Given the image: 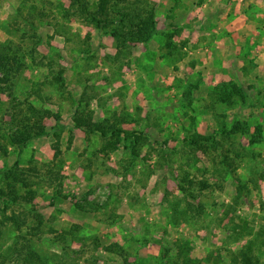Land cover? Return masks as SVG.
<instances>
[{
    "label": "rangeland",
    "instance_id": "obj_1",
    "mask_svg": "<svg viewBox=\"0 0 264 264\" xmlns=\"http://www.w3.org/2000/svg\"><path fill=\"white\" fill-rule=\"evenodd\" d=\"M147 1L157 32L145 43L118 46L109 34L63 16L69 0H0V40L21 35L10 26L31 6L49 12L39 26V51L48 59L22 72L13 97L0 94V141L8 149L0 170L16 161L29 168L36 194L27 207L45 217L43 241L31 242L49 264H232L229 257L264 231V25L256 20L264 0ZM234 16L247 17L244 30L213 32ZM61 68L63 86L53 81ZM37 83L40 96L30 93ZM222 84H235L242 97L233 94V105L218 101L215 87ZM28 98L49 111L42 119L47 133L14 148L2 135L15 129L14 111L23 115L13 106ZM80 108L143 133L137 156L121 146L98 152L103 137L73 125ZM235 122L247 131L228 135ZM257 124L262 137L251 144ZM195 133L213 135L206 154L187 141ZM224 155L232 170L219 180L213 160ZM183 174L207 183L196 190L197 214L184 208L176 181ZM4 181L1 173L0 187ZM21 202L0 210V251L17 233L3 215L22 217ZM74 225L69 247L54 250L55 234ZM255 253L264 264V254Z\"/></svg>",
    "mask_w": 264,
    "mask_h": 264
},
{
    "label": "trees",
    "instance_id": "obj_2",
    "mask_svg": "<svg viewBox=\"0 0 264 264\" xmlns=\"http://www.w3.org/2000/svg\"><path fill=\"white\" fill-rule=\"evenodd\" d=\"M31 7L22 20L15 22L16 19L14 25L12 26L11 24L10 26L13 35L19 32H21V35L16 37V40L12 38L0 40V94H7L13 97L17 81L22 72L32 64H43V60L48 59L45 54H41L39 51V44L42 42L39 34V26L49 12L43 9L35 10L36 8L34 6ZM62 13L66 18L74 16L94 26L95 29L109 34L114 38L118 46L126 45L128 42L145 43L157 32L155 7L153 5L151 6L147 0H69L68 7H65ZM171 36V33L166 35V46L168 47L172 46L170 42ZM52 62L50 59L47 61L48 64H52ZM63 70V68L59 69L57 74L53 76V81L61 86L64 85V78L62 77ZM36 85L30 93H38L37 95L40 96L39 84L37 83ZM215 88L217 100L226 105L234 104L233 94L237 93L242 97L240 89L235 84L231 86L222 84ZM20 104L22 103L18 102L17 105L15 104L13 106V108H18L23 114L17 117L18 112L14 111L12 113L13 119H18L17 124H15V129L12 131V134L7 136L2 135V138L14 148H23L31 139L41 137L47 133V127L43 125L42 119L48 115L49 111L36 104H32L29 98L25 100V106L19 109ZM72 121L74 127L89 134L97 133L103 137V143L98 152L118 149L121 146L123 149L130 151L133 157L137 156V145L140 144L143 133H138L136 130L123 129L120 125H117L118 122L115 120H94L91 112L85 108L76 109ZM247 129L241 123L235 122L225 132L230 135L238 130L246 132ZM261 137L262 126L261 124H257L249 142L251 144L258 142L261 140ZM187 139L191 144L196 145L194 147L197 150H201L203 154H206L209 150L207 142L213 140V135L204 136L195 133ZM7 150V145L0 141V153L6 155ZM227 157L224 155L221 160H213L214 166L212 170L215 177L219 180L223 179L229 172L228 169L230 166L228 165L229 161H227ZM1 173L3 180H5V186L0 187V207L3 205L0 210L2 212L5 211L7 201L16 203L20 200L25 202V205L24 210L21 211L22 217L14 213L3 215L5 221L8 220L15 225L17 233L11 238L9 244L4 247L5 249L0 251V264L17 262L19 258H22L19 264H49L47 260L44 261L42 259L38 251L33 249V243L31 242L34 237L38 243L43 241L41 233L44 230L42 226L45 222V217L36 208L27 207L33 204V198L36 194L35 189L32 188L34 181L30 178L31 172L29 168L26 169L24 166H20L16 161L12 166L0 170ZM176 181L178 190L186 200L184 208H187L193 214L199 213L200 205L197 203L198 195L196 190L201 191L207 187L205 180L195 181L187 174H183L179 175ZM197 184L199 185L196 186ZM21 189H24V192H20ZM56 193L60 195L59 191ZM54 197L59 198L57 196ZM63 198L65 199L66 196ZM74 205L78 204L74 202ZM80 210L83 209L81 208ZM5 223L0 220V226ZM24 226L30 229L28 232L29 235L24 233ZM77 228L78 226L74 225L72 228L62 229L60 233L57 232L58 234L56 233L52 239L53 249L65 252L66 248L69 247L66 239L68 237V239L72 240L74 238V232L78 231ZM53 229L48 227L49 232L53 233L55 231ZM255 235V241L242 246L243 248L238 250V255L234 256L232 254L229 257L232 264L260 263V257L257 256L255 250L264 254V231L258 230ZM94 241L96 243L97 240Z\"/></svg>",
    "mask_w": 264,
    "mask_h": 264
},
{
    "label": "crops",
    "instance_id": "obj_3",
    "mask_svg": "<svg viewBox=\"0 0 264 264\" xmlns=\"http://www.w3.org/2000/svg\"><path fill=\"white\" fill-rule=\"evenodd\" d=\"M194 1L192 3H194ZM247 1L255 2V3H258L259 4V2L256 1V0H254V1L253 0L252 1L251 0H247ZM224 18L225 19H223V22H226L224 28L223 29L218 28V30H217L215 28V26H214L213 32H215V34L216 33H219L220 34L222 31H224V34H222V36H225L226 37V36H229V35H234L236 32L238 33L239 31L244 30L246 28V26H247V22H246L247 17H244V16H234V17H232L230 19H228V17H224ZM256 20L259 21V24L260 25L261 24L264 25V16H257L256 17ZM256 34H257V32L255 30L254 35H256ZM247 37L250 38V33L247 34Z\"/></svg>",
    "mask_w": 264,
    "mask_h": 264
}]
</instances>
